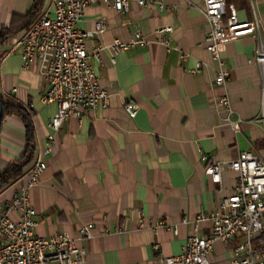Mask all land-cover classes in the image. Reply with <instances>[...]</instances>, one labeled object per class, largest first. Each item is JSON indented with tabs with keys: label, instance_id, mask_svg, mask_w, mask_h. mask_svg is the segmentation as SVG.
<instances>
[{
	"label": "crops",
	"instance_id": "0c3cea01",
	"mask_svg": "<svg viewBox=\"0 0 264 264\" xmlns=\"http://www.w3.org/2000/svg\"><path fill=\"white\" fill-rule=\"evenodd\" d=\"M53 1L44 0L40 16L27 19L34 0H0V30L9 33L0 45V98L31 110L35 141L32 160L0 194V203L11 201L24 175L43 159L46 169L30 190L35 236L68 234L85 252V264H159L162 257L178 256L193 230L209 236L199 215L216 214L234 190V173L214 184L204 169L245 151L264 160V76L254 63L259 41L251 35L238 38L221 55L229 73V120L239 123L234 134L212 107L223 92L213 87L216 64L207 50L208 27L185 0H152L145 7L131 2L125 14L111 4L90 5L75 28L91 32L97 20L104 21L103 33L86 40L85 48L108 104L68 119L54 133L48 125L57 106L43 103L45 81L35 63L22 67L21 48L15 46L46 9L52 11ZM225 1L236 8L239 22L252 21L249 0ZM256 9L264 44V0H256ZM136 33L146 45L110 49ZM99 47L104 48L94 56ZM127 104L138 107L133 119L124 111ZM24 145L21 120L5 117L0 174L21 157ZM84 227L89 237L80 235ZM242 241L238 235L215 243L210 264H231ZM254 247L264 251V228Z\"/></svg>",
	"mask_w": 264,
	"mask_h": 264
},
{
	"label": "built area",
	"instance_id": "2783aa9c",
	"mask_svg": "<svg viewBox=\"0 0 264 264\" xmlns=\"http://www.w3.org/2000/svg\"><path fill=\"white\" fill-rule=\"evenodd\" d=\"M139 7L154 3L152 0H54L52 11L46 9L42 17L32 25L21 40L15 43L21 48L22 67L37 65V71L45 81L42 101L55 104L57 112L49 123L56 133L68 119L78 118L85 111L104 110L108 104V93L99 85V80L88 63L89 54L85 42L101 35L105 29L102 19L96 21L94 30L81 33L75 25L82 19L86 7L93 4H111L118 14L128 12L129 3ZM187 7L195 9L208 27V47L211 60L216 64L213 87L223 92L212 107L221 113L222 122L234 134L239 123L229 120L232 114L230 100L225 93L229 73L222 63V53L228 42L244 36H254L259 48L254 63L264 76V44L260 40V18L256 0H249L253 16L251 22L241 23L236 8L225 0H185ZM160 8L162 4L158 3ZM170 29H164L169 32ZM147 41L139 33L126 44L115 43L110 47L117 53L127 46H144ZM104 48V47H103ZM102 47L92 54L99 56ZM127 116L133 119L138 107L124 105ZM264 123V116L261 117ZM54 135L48 137V144ZM48 150L44 151L47 154ZM46 169L43 159H37L22 178V184L11 201L0 203V264H85V252L76 246L68 234L51 237L34 235L36 212L30 202V190L35 187ZM232 172L236 176L233 192L225 197L216 214L199 215V221L209 225L208 237H199L195 230L185 239L178 256L162 257L159 264H210V255L217 242H228L236 236L243 241L233 249L231 264H264V251L256 250L254 241L264 228V160L245 151L232 161H213L204 169V175L214 184H220L223 175ZM10 214L16 219L10 218ZM89 237V227L80 231Z\"/></svg>",
	"mask_w": 264,
	"mask_h": 264
},
{
	"label": "trees",
	"instance_id": "16d2710c",
	"mask_svg": "<svg viewBox=\"0 0 264 264\" xmlns=\"http://www.w3.org/2000/svg\"><path fill=\"white\" fill-rule=\"evenodd\" d=\"M43 1L44 0H34L33 8L28 13L27 19L38 18L40 16V8ZM8 36L9 33L6 30H0V45L3 44ZM0 107L2 110L1 123L7 116H16L21 120L25 132V145L21 157L0 174L1 194L21 177L23 169L32 160L35 151V141L31 110L23 107L13 99L0 98Z\"/></svg>",
	"mask_w": 264,
	"mask_h": 264
},
{
	"label": "water",
	"instance_id": "95a60500",
	"mask_svg": "<svg viewBox=\"0 0 264 264\" xmlns=\"http://www.w3.org/2000/svg\"><path fill=\"white\" fill-rule=\"evenodd\" d=\"M1 120H2V110H1V107H0V126H1Z\"/></svg>",
	"mask_w": 264,
	"mask_h": 264
}]
</instances>
